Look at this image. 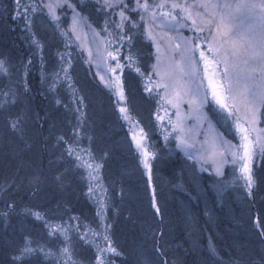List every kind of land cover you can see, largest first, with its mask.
I'll return each instance as SVG.
<instances>
[{
  "label": "trees",
  "instance_id": "16d2710c",
  "mask_svg": "<svg viewBox=\"0 0 264 264\" xmlns=\"http://www.w3.org/2000/svg\"><path fill=\"white\" fill-rule=\"evenodd\" d=\"M32 2L40 0H22ZM98 2L103 0H67L81 5L82 15L99 31L105 53V48H120L114 32L119 9L104 31L113 17L98 12L93 7ZM150 3L144 17L155 13L180 20L178 10ZM14 9V0H0V264H9L26 236L47 243L55 253L60 245L47 235L44 221L67 228L69 217L77 218L71 225L80 224L92 242L85 245L75 232L68 233L77 264H95L97 245L105 246V236L119 253L104 252L110 264H264V153L254 146L251 160L238 156L218 175L179 151L173 110L150 74L155 54L144 21L140 28L128 27L141 73L147 75L134 68L113 75L108 66L115 67L116 61L105 53L110 88L100 83L71 31L70 8L57 10L58 25L44 13L35 15L30 31L23 19H12ZM133 19L139 22L140 15ZM195 41L208 49L201 35ZM120 54L119 63L125 64L127 44ZM116 76H121L124 100L117 94ZM121 107L126 111L120 112ZM205 111L223 136L239 143L242 122L235 111L226 112L212 100ZM17 117L21 124L13 130ZM260 126L264 128V103ZM59 137L74 140L77 153L93 167L77 168L75 158L64 153L67 145L57 143ZM144 151L150 155L162 216L152 206ZM245 164L255 182L254 195L242 171ZM13 202L14 211L8 207ZM40 260L60 264L55 255Z\"/></svg>",
  "mask_w": 264,
  "mask_h": 264
},
{
  "label": "rangeland",
  "instance_id": "374dc122",
  "mask_svg": "<svg viewBox=\"0 0 264 264\" xmlns=\"http://www.w3.org/2000/svg\"><path fill=\"white\" fill-rule=\"evenodd\" d=\"M113 1L117 2V0ZM156 2L161 7L167 6L178 10L181 15L180 20L165 14L163 17L155 15L149 20L152 16L150 13L144 19V30L153 41L155 54L154 61L150 64V74L154 77L156 85L161 88L164 101L173 110L176 146L197 166L208 164L216 174L217 167H220V173H222L226 164L235 162L238 156L244 158V144L250 145L251 152L254 146L257 150H261L264 144V128L260 126L262 104L260 97L264 96V62L256 63L252 60L250 56L252 49L248 45L249 40H259L264 35V7H261L264 0H156ZM237 5H255V7L238 8ZM228 14H231L234 19L241 46L235 56L229 49L227 53L230 57L229 74H225V63L221 55L215 51L213 39L214 37L218 39L216 25L220 17ZM70 28L88 60L90 49L94 54L97 51L104 53V44L99 31L84 16L82 21L73 25L71 13ZM198 34L205 39L207 50H202L201 44L195 41ZM233 38L236 39V37ZM201 52L204 53V58H201ZM207 52H210L211 56ZM185 57H190L187 63L183 59ZM90 64L100 83L108 87L110 74L105 53L99 67L97 59H93ZM157 64L160 66V74L153 75V66ZM181 66L184 67L183 73L180 71ZM173 70H175V79L179 80L183 87L165 89L163 84L166 81L162 77L165 71ZM209 79L218 88L220 85L224 86L223 94L229 105V109L224 110L227 112L232 109L241 119L239 143L223 136L205 111L209 100L218 104L212 97ZM230 79L233 87L231 92H228L226 89ZM244 86L247 91L241 95ZM197 89L198 98L185 94L186 90ZM252 96L257 98L255 103L249 102ZM192 99H197V103H191ZM180 128H183V132ZM244 136H247V140ZM181 138L185 139L190 147L181 146L179 144ZM189 152L196 156L195 160L190 158ZM221 155L225 161L222 165L219 163Z\"/></svg>",
  "mask_w": 264,
  "mask_h": 264
},
{
  "label": "snow or ice",
  "instance_id": "6c2138e0",
  "mask_svg": "<svg viewBox=\"0 0 264 264\" xmlns=\"http://www.w3.org/2000/svg\"><path fill=\"white\" fill-rule=\"evenodd\" d=\"M15 3V15L12 16V19H23L26 22V30H31V25L33 18L35 15L39 13L46 14L50 20L53 23H56L58 25L59 22V16L57 15V10L62 8H70L72 12V23L73 25H77L80 21L83 20L82 15V8L80 4H69L66 2V0H40L39 3L32 2L24 4L22 3V0H14ZM98 12L104 13L105 15L111 14L113 17L112 22L106 21V26L104 31L107 30V28L114 23L115 21V15L116 9H119L118 15L120 17V24L116 25L114 28L115 32V39L116 43L120 45V48H123L125 44H127V50H128V57L126 59L125 64H120L118 57H121L120 54V48H114L113 51H108L107 48H105V53L108 60L116 61L115 67H109L110 72L115 75L117 70L120 71L121 76L124 73V70L126 68L132 69L134 68L135 71L141 75H147V73H141V67L138 65V57L136 54H134L133 49L136 47L135 43L133 41L135 40L134 35H130L131 29L128 27V25H132L135 28H140L142 26V22L144 21L145 17L144 14L148 13L150 9L153 7V5L150 3V0H135L134 6L131 4V0H117V2H113V0H103V3H99L98 5L93 6ZM155 7H160L159 5H156ZM238 8L240 7H255V5L249 6V5H237ZM261 7H264V4L261 5ZM140 15V21H136L133 19L135 15ZM155 16V13L152 14V16L149 17V20L153 19ZM216 32H217V38L214 37L213 39V46L217 54L221 55L223 62L225 63V74H229V68L228 65L230 63V57L227 55L229 49H231L232 55L235 56L238 54L240 49V37L237 36L238 29L235 25L234 19L231 14L228 15H222L220 17L219 23L216 25ZM233 37H236L234 39ZM33 43H36L38 46L41 47L42 45H39L38 40H34ZM249 47L252 49L250 56L252 60L256 63L264 62V35H262L259 40L251 39L248 41ZM179 47V45H177ZM211 50V49H210ZM68 56V66L71 67V54H67ZM88 62L91 63L93 59H97V66H100V63L104 60V53H101L97 51L95 54L90 49L88 51ZM201 58H204V53L201 52ZM185 60V63H187L190 60V57L183 58ZM61 60H65V55H61ZM4 65L3 62L0 61V69H3ZM159 64L153 66V75H159ZM206 67H207V61H206ZM65 75H67V68L61 69ZM180 71L184 72V67L181 66ZM121 76H116V82L115 87L118 89V96L121 100L125 99V93L123 90V82L121 80ZM103 79V77H101ZM166 82L163 84V87L165 89L168 88H175L180 89L183 87L181 82L177 79H175V70L172 72L165 71L164 76L162 77ZM149 83H151V77H149ZM209 84L212 88V97L216 100V102L220 105L223 109H229V105L226 103V97L224 96L223 92L225 91L224 86L220 85V88L217 87V85L209 79ZM108 86L111 88L112 82H108ZM232 83L231 79L229 82V85L226 89V91L231 92L232 90ZM145 91L151 93L153 91L152 87L145 86ZM247 91L246 86H244L243 91L241 92V95L244 94V92ZM187 95L190 97H197L198 98V89L193 90H186ZM177 95H179V92H177ZM256 97L252 96L250 103L256 102ZM261 103H264V96L260 97ZM191 103L195 104L197 103V99H192L190 101ZM201 104L203 101H199ZM79 111V109H77ZM126 109L121 107L120 112H125ZM229 114H231V111H229ZM159 118V117H158ZM21 124V120L19 117H17L15 120L11 122V128L13 130H18ZM180 131L183 132V128H180ZM75 135V131L73 133ZM244 139L247 140V136H244ZM57 143L67 145V147L64 149V153H66L67 158L72 159L75 158V166L77 168L79 167H88L92 168L93 165L91 164H85L83 161V157L77 153L76 147H74L75 141L74 140H65L64 137H59L57 140ZM179 144L184 147H190L187 145L186 140L181 138L179 140ZM137 147H141L140 142H137ZM244 158L251 160L252 152L250 151V145L244 144ZM205 151H208V149H205ZM261 152L264 153V144L261 146ZM190 158L196 159V156L192 155L191 152L188 153ZM150 155L147 151H144V168L148 172V182L149 187L151 188V202L152 206L155 209V213L161 214L162 216V210L159 205L158 201V194L156 191V187L153 183V172H152V166L149 163ZM223 156L221 155V159L219 163L222 165L224 163ZM95 167H100V165H96ZM242 171L245 173V179L246 184L249 188V194L254 195L252 188L254 185L253 176L251 173V169L248 166V164L244 165V168ZM217 174L220 173V167H217ZM10 210H15L16 204L13 202L12 204L8 205ZM25 214L29 213V209L23 210ZM4 215H7V213H4ZM32 215L35 216L37 220H43V217H41L38 213H32ZM77 219L75 217H69V226L67 228L64 227L63 224L58 225L56 227H52L50 221H44V228L47 231V235L49 237L55 238L56 242L60 245L58 250L54 253L51 249L47 247V243H37L35 242L30 236H26L24 238V242L21 243L19 246H17L12 254L10 255L9 264H43V261L40 260L41 256H44L45 258L51 257L55 255L60 260V264H77L75 260L72 259L74 255L75 246L73 244V237L70 236L69 232H75V234L79 237L80 241H83L85 245H90L92 242L88 239V233L82 232L81 228L82 226L80 224H77L75 226L71 225V220ZM259 221V217H258ZM262 235H264V229H262ZM63 236L64 239L60 240V237ZM105 240V246L101 247L100 245H97V253L95 255V264H110V262L105 261L104 259V252L108 251L109 253H116V249L111 246L110 241L108 240V237H104ZM119 255V253H116Z\"/></svg>",
  "mask_w": 264,
  "mask_h": 264
}]
</instances>
